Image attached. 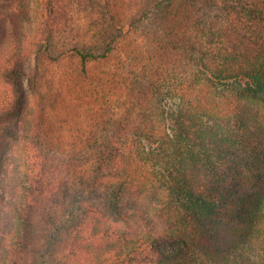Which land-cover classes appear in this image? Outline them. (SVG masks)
Returning a JSON list of instances; mask_svg holds the SVG:
<instances>
[{
	"label": "trees",
	"instance_id": "16d2710c",
	"mask_svg": "<svg viewBox=\"0 0 264 264\" xmlns=\"http://www.w3.org/2000/svg\"><path fill=\"white\" fill-rule=\"evenodd\" d=\"M41 1L21 12L30 34L3 52V140L24 136L11 117L43 53L86 75L120 40L138 43L85 147L43 149L24 133L41 169L30 164L27 195L0 197V264H264V0H76L103 27L56 54L69 4Z\"/></svg>",
	"mask_w": 264,
	"mask_h": 264
},
{
	"label": "rangeland",
	"instance_id": "374dc122",
	"mask_svg": "<svg viewBox=\"0 0 264 264\" xmlns=\"http://www.w3.org/2000/svg\"><path fill=\"white\" fill-rule=\"evenodd\" d=\"M65 1L69 4L66 10L70 17L55 24L58 27H54L53 47L49 48L53 54L70 43L72 38L97 33L100 26L103 27V23L96 24V17L93 15L78 12L76 0ZM55 2H52L53 6ZM70 3H74V6ZM44 5L41 0H0V66L7 55L3 52L12 49L16 40L21 42L23 33L31 32L33 19L27 16L25 20L21 12L24 13L30 7L40 9ZM36 24L34 32L37 31ZM38 24V27L41 26L40 22ZM135 35L120 40L119 50L105 61L92 65L86 75L79 71L74 61L65 59L54 62L43 53L36 90L33 92L27 87L22 114L18 112L11 117L13 125L18 122L17 127L20 130L18 133L21 135L23 133L24 136L19 142L0 138V197L5 202L10 201L12 195L15 199L27 195L26 175L30 172V164L39 162V159L32 158L33 154L39 153L38 150L27 153V144L33 148L34 145L24 141L25 132H29L30 136H37L39 147L43 149L58 147L71 153L85 147L86 139L97 136L100 129L104 128L102 113L109 109L111 103L118 101L117 95L124 91L126 80L122 73V58L123 54L129 57L134 52L138 43L135 41ZM0 83L3 84L1 80ZM40 169L39 163L35 165L36 177ZM38 191L37 187L35 193ZM148 200L152 207L158 202L153 194ZM6 210L5 205L4 210L1 211ZM128 225L134 229L151 228L154 223L130 221Z\"/></svg>",
	"mask_w": 264,
	"mask_h": 264
}]
</instances>
